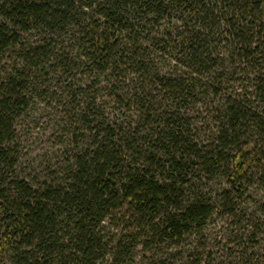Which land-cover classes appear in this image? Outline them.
<instances>
[{"label": "trees", "instance_id": "16d2710c", "mask_svg": "<svg viewBox=\"0 0 264 264\" xmlns=\"http://www.w3.org/2000/svg\"><path fill=\"white\" fill-rule=\"evenodd\" d=\"M152 54L179 75H163ZM234 59L245 64L248 84L229 93L223 62L235 67ZM5 62L0 264H206L197 240L213 217L245 224L241 241L225 244L243 246L238 264L259 261L247 255L253 248L264 262L261 243L252 242L264 235V203L259 217L242 207L264 185V0H0ZM45 68L115 82L131 71L125 106H136L151 132L106 114L88 91L94 86L71 84L64 95L71 149L59 172L20 176L16 122L33 95L42 97L34 74ZM118 93L110 98L121 104ZM199 94L218 101L208 143L195 139L185 118ZM218 176L224 182L213 194ZM191 237L197 242L188 250Z\"/></svg>", "mask_w": 264, "mask_h": 264}, {"label": "rangeland", "instance_id": "374dc122", "mask_svg": "<svg viewBox=\"0 0 264 264\" xmlns=\"http://www.w3.org/2000/svg\"><path fill=\"white\" fill-rule=\"evenodd\" d=\"M64 40L65 47H72L73 41L69 42L67 38ZM76 52L75 50L72 54L73 57L76 56ZM15 60L16 58L14 56L11 62L13 61L12 63H14ZM233 61L236 62L235 67H232L231 63L229 64L227 61L223 62L225 74H230L229 77H227L228 80L230 79V84L226 85L228 90L229 87H231L229 93H232L231 91L234 88V91L238 92L239 90H237V88L240 87V85L243 87L248 84L243 80L246 75L240 74V71L246 68L245 64L239 66L236 59ZM149 62H152L158 70L162 71L163 75L166 72L179 75L178 68H174V63L168 59H156L152 54L149 56ZM7 63L8 65L10 64V62H5L0 65ZM49 66L50 65L47 67ZM130 73L131 71L128 70L123 72L116 82L113 78L111 79L114 82L108 80L106 76L98 77L96 72L91 75H84L74 71L70 73L71 75L66 76L61 71L56 72L51 68H45L44 70H39V73L34 74L36 88L40 89L38 93H43L45 95L41 94L42 97L33 95V102L30 104L25 114L16 122V141L14 145L18 162L17 173L20 172V176L28 179H35L36 177L46 176L47 173L59 172V166L62 164L63 159L65 160L63 153L71 149V145L67 142L68 137L66 131L68 130L67 123H69L68 114L71 112L72 108L68 106L67 100L64 97L66 87L71 86V84H76L77 87L82 84L86 85V87L94 86L88 91H95L96 94H98V99L102 102V108L106 114L109 113L119 122L125 123L124 127L131 125L132 128H138L140 132L148 134V130H150L152 126L143 122L145 118H142V114L137 107L132 104L125 106V104L129 102L128 98L124 100L123 97L130 93L127 87V85L130 84ZM116 90L117 92L119 91L118 95L121 96V100L123 101L120 102L121 104L114 102L112 98H110L111 93L113 94ZM147 91L148 90H146V92ZM197 98V104L187 105L185 118L190 124L189 130L195 139L200 142L208 143L211 141V137L216 131L215 120L217 114H215L213 110L216 109L218 101L216 100L214 103L212 98L207 99L203 97V94H199ZM140 121L142 122L139 123ZM152 121L154 122V119L150 120L151 123ZM223 182L224 180L218 176L213 182L209 183L210 190L213 194L218 189L219 183ZM262 203H264V185L253 188L249 193L246 204H243L242 207L247 209L248 214L259 217ZM244 225L245 224L241 223L240 225L234 226L232 223L231 226H227L226 221L222 220V218L213 217L206 229L200 234L201 237L199 236V240H197L198 245L204 247L203 253L206 258H204L203 261H205L206 264L208 263L206 261L207 259L210 264L212 263L210 260L214 261V264L221 262L227 264L230 261L233 264H238L241 253L245 251L243 246H241V248H236L233 247V245L227 246L225 244L231 240H235V244L240 242V235L243 233L241 232L242 226ZM238 230L241 231L239 232ZM246 235L248 236L250 233L246 232ZM197 241H195L194 237H191L184 245L190 250L191 247L189 245L195 244ZM252 242L261 243V249L264 250V235H257L256 238L252 239ZM248 245H251V243ZM251 252L255 254L256 258H259V261L257 260L258 262H256L255 259L251 264H264L262 258L263 253L260 249L253 248L247 252V255ZM208 254L209 256H207Z\"/></svg>", "mask_w": 264, "mask_h": 264}]
</instances>
